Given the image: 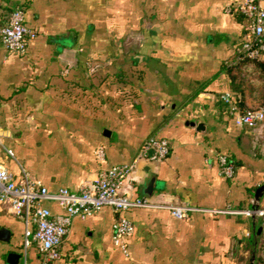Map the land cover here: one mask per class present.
Here are the masks:
<instances>
[{
  "label": "crops",
  "instance_id": "0c3cea01",
  "mask_svg": "<svg viewBox=\"0 0 264 264\" xmlns=\"http://www.w3.org/2000/svg\"><path fill=\"white\" fill-rule=\"evenodd\" d=\"M238 1L0 0V25L21 6L37 32L24 52L0 42V163L14 180L24 169L51 191H78L158 135L168 154L140 160L121 191L196 208L184 218L162 206L120 210L134 226L128 254L112 241L110 206L75 216L51 264H248L256 250L255 263L264 122L241 124L234 105L262 101L264 45L255 61L237 58L248 21L226 7ZM218 154L234 175L220 172ZM27 230L34 225L0 202V264H40Z\"/></svg>",
  "mask_w": 264,
  "mask_h": 264
},
{
  "label": "built area",
  "instance_id": "2783aa9c",
  "mask_svg": "<svg viewBox=\"0 0 264 264\" xmlns=\"http://www.w3.org/2000/svg\"><path fill=\"white\" fill-rule=\"evenodd\" d=\"M226 10L243 15L248 21L247 43L244 44L237 58L259 57L261 47L264 45V6L259 0H240L228 5ZM23 19V8L15 6L9 11L6 21L0 25V42L9 51L24 52L26 45L37 34L36 30L28 27ZM230 95L226 92L222 97L228 100ZM234 109L236 119L245 126H255L264 122V103L245 110L235 104ZM169 148H171L169 141L165 137L150 135L142 142L131 161L102 170L96 179L86 180L78 191L66 187L51 191L24 169L21 179L16 181L10 171L0 163V202L9 204L26 223L34 225L31 235L28 230L26 232L25 244H29L31 240L35 242L37 251L41 255L40 264H51L60 256L59 246L69 230L73 217H89L105 205L110 206L116 214L111 228L112 241L123 253L128 254L126 237L132 233L134 226L127 217L119 214L120 210L135 206H162L179 218L187 217L191 210H196L190 205L159 204L149 197L133 196L121 191L122 184L138 166L140 160L143 158L160 160L168 154ZM7 151L11 154L9 150ZM96 153L101 157L102 148L97 149ZM217 160L220 172L225 176L230 177L235 174V165L225 154H218ZM44 199L56 200L64 213L53 214L48 207L42 205L41 201ZM255 211L264 214L263 209L259 208Z\"/></svg>",
  "mask_w": 264,
  "mask_h": 264
},
{
  "label": "water",
  "instance_id": "95a60500",
  "mask_svg": "<svg viewBox=\"0 0 264 264\" xmlns=\"http://www.w3.org/2000/svg\"><path fill=\"white\" fill-rule=\"evenodd\" d=\"M263 194H264V182L257 185L254 192H253V198H254L252 201L253 210L259 209V203L262 199ZM252 214L254 215V213H252ZM262 227H263V225H261L257 228V233H260V231L262 230ZM255 253H256V250H253L251 255H250V259H249L248 264H254Z\"/></svg>",
  "mask_w": 264,
  "mask_h": 264
},
{
  "label": "trees",
  "instance_id": "16d2710c",
  "mask_svg": "<svg viewBox=\"0 0 264 264\" xmlns=\"http://www.w3.org/2000/svg\"><path fill=\"white\" fill-rule=\"evenodd\" d=\"M241 60H245V61L247 60V61H251L252 62V61L257 60V57L245 56V58L242 57ZM262 103H264V97H263L262 101L258 105H260ZM258 105L249 106V107H255V106H258ZM246 108H248V107H246ZM246 108L244 107L243 109L245 110ZM260 250H261V253H259V255L257 256L256 261H255L254 264H264V243L260 247Z\"/></svg>",
  "mask_w": 264,
  "mask_h": 264
}]
</instances>
